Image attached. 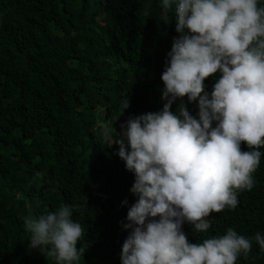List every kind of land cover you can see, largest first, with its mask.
<instances>
[{"label":"trees","instance_id":"16d2710c","mask_svg":"<svg viewBox=\"0 0 264 264\" xmlns=\"http://www.w3.org/2000/svg\"><path fill=\"white\" fill-rule=\"evenodd\" d=\"M160 11L159 0H0V264H55L28 247L23 218L61 204L84 229L80 264H121L135 177L103 132L166 103L161 74L179 34L158 27ZM214 83L206 78V90ZM253 175V189L235 209L212 213L207 233L184 224L190 242L228 228L264 233V156ZM236 264H264V251L253 241Z\"/></svg>","mask_w":264,"mask_h":264},{"label":"clouds","instance_id":"9594fccd","mask_svg":"<svg viewBox=\"0 0 264 264\" xmlns=\"http://www.w3.org/2000/svg\"><path fill=\"white\" fill-rule=\"evenodd\" d=\"M159 6L158 27L174 24L179 34L161 74L166 103L130 116L119 133L103 132L108 147L119 145L116 155L135 177L130 192L137 199L122 223L128 235L120 261L236 264L253 241L264 251V233L245 237L228 228L192 243L183 226L207 233L212 213L235 209L239 194L255 185L253 174L264 156V0H159ZM208 77L215 80L210 92ZM184 97L197 105L196 116ZM129 106L126 97L123 112ZM73 211L61 204L25 216L28 247L55 264H80L84 229Z\"/></svg>","mask_w":264,"mask_h":264}]
</instances>
